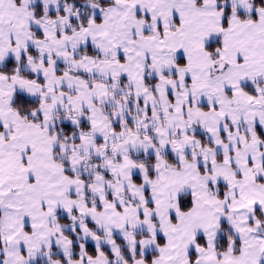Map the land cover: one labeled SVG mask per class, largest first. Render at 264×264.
Returning a JSON list of instances; mask_svg holds the SVG:
<instances>
[{"label":"snow or ice","instance_id":"6c2138e0","mask_svg":"<svg viewBox=\"0 0 264 264\" xmlns=\"http://www.w3.org/2000/svg\"><path fill=\"white\" fill-rule=\"evenodd\" d=\"M0 264H264V0H0Z\"/></svg>","mask_w":264,"mask_h":264}]
</instances>
